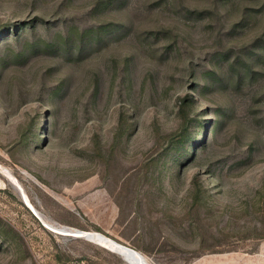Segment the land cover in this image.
<instances>
[{
    "label": "rangeland",
    "instance_id": "rangeland-1",
    "mask_svg": "<svg viewBox=\"0 0 264 264\" xmlns=\"http://www.w3.org/2000/svg\"><path fill=\"white\" fill-rule=\"evenodd\" d=\"M0 264H264V0H0Z\"/></svg>",
    "mask_w": 264,
    "mask_h": 264
},
{
    "label": "bare ground",
    "instance_id": "bare-ground-1",
    "mask_svg": "<svg viewBox=\"0 0 264 264\" xmlns=\"http://www.w3.org/2000/svg\"><path fill=\"white\" fill-rule=\"evenodd\" d=\"M50 228V227H49ZM66 229H68V228H61V230L59 231V230H56V229H52L53 231H55V232H57V233H60V234H64V233H62L61 231H64V230H66ZM80 233V232H79ZM78 232H76V233H74V232H72L71 234L72 235H74V236H77V235H79V237H83V234H85L86 236H90V235H92V237L94 238V239H97V240H107L108 238L104 235V236H102L101 234H89V233H83V232H81V234H79ZM69 234V233H68ZM107 241H109V240H107ZM112 243H113V245L115 246V247H118V245L115 243V242H113L112 241ZM120 253V252H119Z\"/></svg>",
    "mask_w": 264,
    "mask_h": 264
},
{
    "label": "water",
    "instance_id": "water-1",
    "mask_svg": "<svg viewBox=\"0 0 264 264\" xmlns=\"http://www.w3.org/2000/svg\"><path fill=\"white\" fill-rule=\"evenodd\" d=\"M102 236H104V235L102 234ZM83 237L86 238L85 234H83ZM87 239L90 240V241H93V242H95V243H99V242L96 241L95 239H91V238H87Z\"/></svg>",
    "mask_w": 264,
    "mask_h": 264
}]
</instances>
